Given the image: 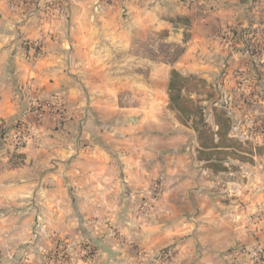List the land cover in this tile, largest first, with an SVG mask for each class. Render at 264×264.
Masks as SVG:
<instances>
[{"label": "crops", "instance_id": "1", "mask_svg": "<svg viewBox=\"0 0 264 264\" xmlns=\"http://www.w3.org/2000/svg\"><path fill=\"white\" fill-rule=\"evenodd\" d=\"M14 1L0 0V126L19 114L31 90L63 99L71 132L82 136L74 145L70 137L41 134L35 147L16 154V166L0 167V264H40L45 241L60 237V209H134L158 177L154 206L168 210L166 243L179 240L170 264H247L255 238L264 246V174L255 156L235 149L231 121L213 104L209 123L205 109L188 99L199 125L178 124L185 133L156 140L150 117L130 115L165 112L167 105L178 113L169 101L172 71L183 82L179 96L191 82L228 90L232 73L249 62L226 41L240 31L263 32L262 2L65 0L60 17L34 20ZM153 32L169 50L180 47L174 60L155 49L137 51V37ZM157 148L179 156L154 159ZM227 176L241 182L240 198L218 193L230 185ZM62 193L73 194L74 206Z\"/></svg>", "mask_w": 264, "mask_h": 264}, {"label": "rangeland", "instance_id": "2", "mask_svg": "<svg viewBox=\"0 0 264 264\" xmlns=\"http://www.w3.org/2000/svg\"><path fill=\"white\" fill-rule=\"evenodd\" d=\"M253 1L262 2L264 5V0ZM13 5L17 9L22 7L32 18L34 17V20L37 18L51 20L60 17L61 13H65L64 10H68L65 0H16ZM262 30L263 32L256 29L250 35L240 31L235 39L233 38V42L226 41L229 51L238 50L236 51L238 55L245 57L249 62L244 69H237L232 73L234 81L227 84L230 86L228 87L230 92L227 89L222 91V86H219L216 87L218 91L215 93L200 82H191L184 87L185 92L176 101L178 103L176 106L181 112L169 111L167 105L165 112L130 116H133V119L150 117L151 122L157 124L156 140L171 134L179 137L180 132L186 131L178 124L199 125L198 120L201 119L197 111L188 103L189 100H196L195 104L197 106L200 104L205 109L206 115H209V123L212 121L210 108L214 104L218 112L225 114L224 118L231 121L230 135L239 143L235 149L245 153V156H255V167L260 174H264V83L259 84V80L264 78V29ZM162 37V34L155 32L141 34L136 39V45L139 46L137 51L139 53L149 51L151 54L155 49L157 57H161L164 61L174 60L181 50L180 47L169 50L167 45L161 42ZM235 43L239 46L238 49L234 47ZM24 100L19 114L0 126V167L2 168L16 166L18 164L16 154L28 146L35 147L36 143L38 144L37 137L41 134L60 136V138L70 137L69 143L74 145L77 143L75 140H79L82 136L77 128H73L71 132V126L67 124L69 122L67 109L59 96L40 97L30 90L24 92ZM199 101L201 103H198ZM32 103L41 104L38 110L41 116L34 112ZM157 104L161 106L162 102ZM159 120L170 124L169 129L158 127ZM143 131L141 130V134ZM179 151L172 149L164 152L157 148L154 159L165 160L170 156H179L176 154ZM9 156H11L10 162L7 163ZM177 162L182 163L180 160ZM160 180L158 177L151 185L152 192L149 195H138L137 207L134 209L80 210L76 207L60 209V237H49L45 241L49 247L43 251L40 264H170L173 256H170L169 252H172V248L179 243V240L166 243L169 235H166L165 231L169 225L166 224L168 228L165 230L164 219L168 210L154 206L161 196ZM225 181L226 183L231 181L230 185L223 184L222 190L216 192L226 199L240 198L241 182L233 176H227ZM72 195L62 193L61 197L74 206ZM262 208L264 205L259 209ZM2 211L5 210H0ZM261 214L264 217V210ZM65 226H68L69 230ZM176 227L179 229V226ZM257 242L258 239L255 238L253 247L250 250L246 249L249 254L245 261L247 264H264V246ZM255 248L263 252L259 262H255L250 257ZM148 249L151 250L149 255H147Z\"/></svg>", "mask_w": 264, "mask_h": 264}, {"label": "trees", "instance_id": "3", "mask_svg": "<svg viewBox=\"0 0 264 264\" xmlns=\"http://www.w3.org/2000/svg\"><path fill=\"white\" fill-rule=\"evenodd\" d=\"M235 36H236V34H235ZM181 82L182 81H181V79H179L178 74L176 72L172 71L171 72V79L169 82V101L175 106V108L178 112H181V110L179 108H177L176 105H178V103L176 101H178L180 99L178 93L180 92V90L183 87L182 85H180ZM188 103H190L193 110L198 111L196 108H194V105L190 101H188Z\"/></svg>", "mask_w": 264, "mask_h": 264}, {"label": "built area", "instance_id": "4", "mask_svg": "<svg viewBox=\"0 0 264 264\" xmlns=\"http://www.w3.org/2000/svg\"><path fill=\"white\" fill-rule=\"evenodd\" d=\"M201 1V0H199ZM203 1V0H202ZM228 43L229 42V39L227 40ZM40 103H32V106H33V109H34V112H36L38 114V116H41V112L38 111L40 108ZM262 250L255 248V250L251 253L250 257H252V259L255 261V262H259L260 259L262 258Z\"/></svg>", "mask_w": 264, "mask_h": 264}]
</instances>
